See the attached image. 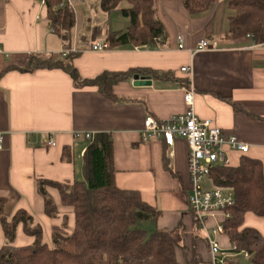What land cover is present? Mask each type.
<instances>
[{
	"label": "crops",
	"instance_id": "1",
	"mask_svg": "<svg viewBox=\"0 0 264 264\" xmlns=\"http://www.w3.org/2000/svg\"><path fill=\"white\" fill-rule=\"evenodd\" d=\"M40 1L0 0V131L5 135L0 150V195L8 200L5 215L11 219L24 208L45 234L63 233L66 217L74 227L75 214L64 207L57 188L49 186L48 190L59 212L54 217L45 213L36 180L73 183L84 178L83 156L89 141L75 138L73 132L107 131L115 140L118 184L138 190L145 201L161 210L156 223L150 221L152 228L179 236L177 254L182 264H214L206 232L188 202L187 141L177 137L175 145L169 146L158 139L143 141L141 136L147 116L167 119L188 110L183 89L187 85L151 76L141 80L147 75L136 73L115 85L118 99L113 101L97 86L77 88L61 69L5 72L8 66L24 65L31 52L62 53L65 49V42L51 30L47 8ZM71 2L77 16L71 46L77 48L75 65L82 77L137 66L172 70L179 78L191 80L197 115L212 119L248 143L245 154L264 164V45L256 44L251 36L237 41L228 38L233 12L229 0H215L200 14H191L182 0H158L166 41L154 47L124 45L104 51L94 50L93 45L106 41L110 31L126 30L130 20L121 14H105L100 0ZM179 36L184 48L179 47ZM204 38L217 40L218 45L195 52ZM187 65L193 68L190 76L181 70ZM51 138L55 145L49 144ZM65 146L70 147V160L63 159ZM232 154L235 159L239 156V162L244 155ZM246 224L264 234L263 219L249 214ZM200 230L203 235L197 233ZM22 231L20 224L17 246L32 241ZM220 243L226 261L237 257L226 234L220 236ZM4 244L0 226V247Z\"/></svg>",
	"mask_w": 264,
	"mask_h": 264
},
{
	"label": "trees",
	"instance_id": "2",
	"mask_svg": "<svg viewBox=\"0 0 264 264\" xmlns=\"http://www.w3.org/2000/svg\"><path fill=\"white\" fill-rule=\"evenodd\" d=\"M65 0H45L47 21L52 31L71 47L77 16ZM191 14L209 10L215 0H182ZM228 38L233 41L251 36L264 45V0H229ZM106 14L119 11L130 20L124 31H110L108 49L124 45L157 46L167 40V30L157 16V0H100ZM78 53L31 52L22 66L11 65L5 70L32 72L39 69H61L73 79L77 88L97 86L107 98L117 101L114 87L141 73L158 80H172L189 85L188 78H179L172 70L137 66L127 70H105L93 78L81 76L75 59ZM3 74V73H2ZM0 75V77L2 76ZM72 156L69 146L63 159ZM84 178L73 183H61L39 178L36 187L44 199L45 213L51 217L59 209L48 187L57 188L61 202L75 214L72 234H54V246L43 241V229L26 209H18L11 221L5 215L7 198L0 195V219L7 241L0 247V264H182L178 258L179 236L169 230L156 229L151 234L139 227L143 220L156 223L161 210L144 200L135 189L124 188L117 182L115 140L107 131L97 132L89 141L83 156ZM209 179L214 187L230 188L235 203L229 207L230 216L224 220L226 235L237 251H246L254 264H264V234L246 224L247 215L264 220V164L259 158L244 154L238 165H219L212 168ZM195 214V213H194ZM196 217V215H195ZM197 221V219H196ZM35 236L33 245L13 243L17 227Z\"/></svg>",
	"mask_w": 264,
	"mask_h": 264
},
{
	"label": "built area",
	"instance_id": "3",
	"mask_svg": "<svg viewBox=\"0 0 264 264\" xmlns=\"http://www.w3.org/2000/svg\"><path fill=\"white\" fill-rule=\"evenodd\" d=\"M45 5V0H41ZM76 13V7L71 0H65L62 5L67 4ZM52 30V29H51ZM184 39L179 36V47L184 48ZM218 41L202 39L195 52L215 48ZM93 49L104 51L108 49L106 41L98 42L93 45ZM1 52V50H0ZM77 52L75 46L64 49L62 54ZM183 72L192 74L191 65L183 66ZM185 91V102L188 110L185 113L175 114L167 119H158L147 116L144 121V128L141 136L143 141L155 139L164 141L169 146H174L177 137L184 138L189 146L188 167L191 190L188 195V202L191 210L194 211L200 227L207 235L210 250L213 255L214 264H230L225 259V249L221 246L220 236L226 233L224 220L230 216L228 211L235 203L234 192L230 188L213 187L204 188L203 182L210 177L212 168L219 165H232V153L245 154L249 151L250 145L233 133H227L210 118H201L194 109L195 88L191 84L183 87ZM96 132L79 131L73 132L75 138L84 137L87 141L95 138ZM49 144L55 145L53 138ZM5 146V135L0 131V150ZM86 152V151H85ZM84 152V153H85ZM213 220V225H209V220ZM232 250L236 246L232 245ZM245 258L250 255L246 251H238Z\"/></svg>",
	"mask_w": 264,
	"mask_h": 264
},
{
	"label": "rangeland",
	"instance_id": "4",
	"mask_svg": "<svg viewBox=\"0 0 264 264\" xmlns=\"http://www.w3.org/2000/svg\"><path fill=\"white\" fill-rule=\"evenodd\" d=\"M38 1H40V0H38ZM158 1V0H157ZM41 2V1H40ZM114 13H116V14H118V15H120L121 13L119 12V11H115V12H113L112 14H114ZM106 14V13H105ZM232 14H233V12H232ZM122 15V14H121ZM123 16V15H122ZM157 16L159 17V15H158V10H157ZM160 18V17H159ZM163 18H164V16H163ZM238 162H239V156H238V158L236 157V159L233 157V154H232V165H235V164H238ZM82 179H83V177H82ZM203 187L204 188H208V189H210V188H213L214 187V185H213V182L209 179V178H207L206 180H204V182H203ZM65 207V206H64ZM65 208H67V207H65ZM67 209H69L70 211H72L69 207L67 208ZM7 217V216H6ZM7 219L9 220V221H11V219H9L8 217H7ZM209 221H213L212 219H210ZM22 225V229H23V231H22V233H25V235L27 236V237H29V238H32V241L30 242V243H28V244H25V245H33L34 243H35V236H33V235H31V234H29V233H27V232H25V230H24V227H23V224H21ZM152 223L150 222V220H143V221H141L139 224H138V226L139 227H142V228H145V229H147L148 230V232L151 234L153 231H155V229H153L152 228ZM209 225H213V222H210V224ZM0 226L2 227V234H3V238H4V242H6L7 241V238H6V236H5V232H4V228H3V223H2V220L0 219ZM40 226L42 227V225L40 224ZM19 227V226H18ZM18 227H17V229H18ZM63 229L65 230V231H61V232H63V233H61V234H64V235H69V234H72L73 233V230H74V227H70L69 226V218L68 217H66V218H64L63 219ZM17 229H16V237H15V239H14V241H13V243L15 244L16 243V240H17ZM42 229H43V227H42ZM44 230V229H43ZM66 230H68L67 232H66ZM56 233H58V232H55V233H47V234H45V231H43V241L44 242H46V243H48L51 247H53L54 246V240H53V237H54V234H56ZM199 235H203V232H202V230H200V231H198L197 232ZM181 244L184 246V243H183V241L181 240ZM227 262L228 263H230V264H254V262L252 261V257L251 256H249L248 258H245L244 256H243V254H239V252L237 253V257H234V258H229L228 260H227Z\"/></svg>",
	"mask_w": 264,
	"mask_h": 264
},
{
	"label": "water",
	"instance_id": "5",
	"mask_svg": "<svg viewBox=\"0 0 264 264\" xmlns=\"http://www.w3.org/2000/svg\"><path fill=\"white\" fill-rule=\"evenodd\" d=\"M148 79H150L148 76H143V77L141 78V80H148Z\"/></svg>",
	"mask_w": 264,
	"mask_h": 264
}]
</instances>
